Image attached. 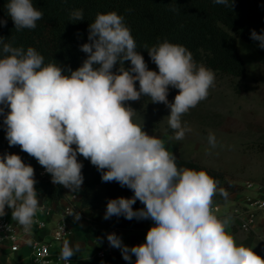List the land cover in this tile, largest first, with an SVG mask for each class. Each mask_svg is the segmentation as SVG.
<instances>
[{"label":"clouds","instance_id":"clouds-1","mask_svg":"<svg viewBox=\"0 0 264 264\" xmlns=\"http://www.w3.org/2000/svg\"><path fill=\"white\" fill-rule=\"evenodd\" d=\"M212 2L232 9L235 0ZM6 9L17 32L35 29L44 15L33 0H8ZM83 19V9L69 13L71 22ZM6 24L0 19V27ZM88 33L89 43L80 46L87 58L67 71L57 63L45 64L35 48L13 46L0 37V116L9 147L19 146L51 175L53 184L73 193L84 182L78 156L97 168L102 182L130 189L132 197L108 200L103 217L154 222L145 242L131 247L116 233L107 234L109 246L119 249L129 264H264V257L228 231L232 218L215 214L213 198L218 193L227 197L219 181L206 170L178 166L165 141L144 131L127 103L147 97L164 104L170 109L172 138L183 140L191 128L182 117L207 99L215 72L198 64L186 46L168 40L144 45L158 68L150 70L125 18L114 11L98 13ZM250 36L264 49V30H252ZM170 87L178 90L173 102L168 100ZM207 139L215 148V135L209 133ZM36 183L34 168L20 155L0 153V217L10 209L25 232L43 211ZM137 200L144 207L134 210ZM69 215L80 220L79 213ZM79 252L78 244L64 240L60 259L67 264Z\"/></svg>","mask_w":264,"mask_h":264},{"label":"trees","instance_id":"trees-1","mask_svg":"<svg viewBox=\"0 0 264 264\" xmlns=\"http://www.w3.org/2000/svg\"><path fill=\"white\" fill-rule=\"evenodd\" d=\"M8 0H0V19L6 20V26L0 27V37L13 46L35 48L45 58V64H59L67 71L70 67L76 70L87 58L80 46L89 43V24L98 13L116 12L125 18V23L137 42V50L145 62L151 60L144 45L151 47L158 42L168 40L171 43L186 46L198 64L212 69L215 74L226 77L232 83L243 81L247 77L246 65L238 52V39L250 45L264 57V49L258 47V41L251 39V31L260 33L264 30V0H235L233 8L216 5L212 0H33L36 8L43 12V19L37 22L33 30L17 32L11 17L7 14ZM73 9H83L84 19L69 21ZM173 9H176L173 11ZM125 62V67H130ZM119 67V65H117ZM115 71V69H114ZM137 88L139 87L137 82ZM235 94H243L240 85H233ZM8 109H5L7 112ZM264 151V145L259 146ZM15 153L21 156L26 164L35 170L37 181L35 188L41 195L58 203L65 199L64 187L51 182V175L41 176L45 171L37 160L21 151L19 146L9 147L5 138L3 117L0 116V153ZM78 159L83 164V196L80 208L94 210V214L85 218L92 225L112 226L96 212L106 211L108 200L115 199L120 185L116 182L105 183L101 173L90 161ZM180 167L203 169L219 181V187L229 194H235L240 188L227 179L222 171L210 169L195 162L177 158ZM134 193L129 190L127 198ZM219 193L213 198H219ZM144 205L137 200L134 210ZM137 220L130 221L134 224Z\"/></svg>","mask_w":264,"mask_h":264},{"label":"rangeland","instance_id":"rangeland-1","mask_svg":"<svg viewBox=\"0 0 264 264\" xmlns=\"http://www.w3.org/2000/svg\"><path fill=\"white\" fill-rule=\"evenodd\" d=\"M238 52L246 65V79L232 83L216 74L215 87L207 99L182 117L191 128L183 140L172 138L173 130L167 123L170 109L164 104H153L147 97L127 103L137 111L136 122L143 124L144 131L163 139L166 149L177 158L222 171L230 181L253 182L264 177V151L259 148L264 145V57L241 39ZM146 63L150 70L158 71L152 60ZM234 84L243 88V94H235ZM177 93V89L169 88V102ZM209 133L216 137L215 148L208 144ZM129 190L120 186L116 198H127Z\"/></svg>","mask_w":264,"mask_h":264},{"label":"crops","instance_id":"crops-1","mask_svg":"<svg viewBox=\"0 0 264 264\" xmlns=\"http://www.w3.org/2000/svg\"><path fill=\"white\" fill-rule=\"evenodd\" d=\"M259 75V79H260ZM257 78V82H259ZM264 140V136H262ZM88 162L89 160L84 159ZM233 184L240 188L235 194L227 193V197L222 195L213 200V208H218L215 214L221 218L230 216L231 223L228 231L234 236L236 241L245 246L251 247L258 255L264 257V212L260 213L257 222L251 231L243 228L242 219H238L235 211L246 205L248 199L264 200V177H258L255 181L233 180ZM65 199L55 203L51 200L39 196L40 206L42 209H50L53 214L51 217H45L41 212L37 213L35 222L31 231L25 232L23 227L11 218V210L6 209L8 219L17 227L19 235V251L10 253L9 246L5 245L0 249V264H21L27 261L33 252V248L38 244H48L50 248L51 264H62L58 261L63 242H55L53 240V231L57 227L61 219L68 222L71 234L65 240H69L72 245H79L80 252L71 258V264H129L125 261L119 249L109 246L107 234L116 233L122 238L124 244L129 247L142 244L145 242L147 231L153 226V221L137 220L131 224L129 220L120 222L116 216L105 220L103 210L96 213L105 221L110 222L112 226H99L89 224L85 218H89L94 214V210L85 209L80 214V220L74 222L73 216L66 217L64 210L71 206L72 208H80L81 198L83 196V187L73 193L69 189L64 188ZM75 213H78L75 211ZM45 222L44 229L39 228V224ZM101 239L102 243H97ZM102 254L103 257H99ZM135 261V257H132Z\"/></svg>","mask_w":264,"mask_h":264},{"label":"built area","instance_id":"built-area-1","mask_svg":"<svg viewBox=\"0 0 264 264\" xmlns=\"http://www.w3.org/2000/svg\"><path fill=\"white\" fill-rule=\"evenodd\" d=\"M47 175L48 174L45 171L41 172V176L45 177ZM37 192L39 196H41V193L38 190ZM214 211L217 212L218 208H214ZM262 212H264V200L250 198L247 200L246 205L235 211V215L238 219H242L243 228L247 231H251L257 222L259 214ZM74 213L75 209L71 206L64 210V215L66 217L72 216L69 214ZM42 214H44L45 217H51L53 212L50 209H43ZM45 227V222H41L39 224L40 229H44ZM70 234L71 231L68 222L65 219H61L53 231V240L55 242H63ZM19 241L20 238L17 233V227L8 219L6 215L4 217H0V249L5 245H8L10 253H16L19 251ZM99 257H103V255L99 254ZM58 261L65 264V262L60 258H58ZM21 264H51L49 245H35L31 257ZM67 264H71V262L68 261Z\"/></svg>","mask_w":264,"mask_h":264}]
</instances>
